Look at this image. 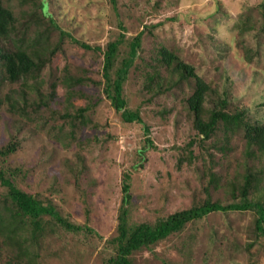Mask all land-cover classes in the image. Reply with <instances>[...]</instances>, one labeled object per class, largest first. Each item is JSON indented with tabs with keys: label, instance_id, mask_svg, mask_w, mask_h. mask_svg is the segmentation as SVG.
I'll use <instances>...</instances> for the list:
<instances>
[{
	"label": "rangeland",
	"instance_id": "rangeland-1",
	"mask_svg": "<svg viewBox=\"0 0 264 264\" xmlns=\"http://www.w3.org/2000/svg\"><path fill=\"white\" fill-rule=\"evenodd\" d=\"M40 1L0 0L19 19L0 48L27 49L40 65L12 81L0 53V151L16 147L0 154V169L78 229L49 216L35 229L0 181V264H110L127 175L130 226H157L208 199L241 203L246 187L248 200L264 203V151L248 144L245 126L264 123V0H117V9L111 0H45L60 29L35 17ZM141 32L123 94L153 145L135 168L146 135L106 95L104 53L122 40L114 78ZM198 79L209 85L205 122L217 110L241 119L220 118L205 136L189 104ZM258 218L256 209L211 212L134 250L131 264H264Z\"/></svg>",
	"mask_w": 264,
	"mask_h": 264
},
{
	"label": "trees",
	"instance_id": "trees-1",
	"mask_svg": "<svg viewBox=\"0 0 264 264\" xmlns=\"http://www.w3.org/2000/svg\"><path fill=\"white\" fill-rule=\"evenodd\" d=\"M113 7L117 9V0H111ZM39 11L35 14V17L39 22L42 20H47L54 27L59 28V25L53 18L52 14L49 12L48 3L42 0L38 4ZM19 19L16 17L14 11L4 6L0 3V40H11L12 34H15V28L17 21ZM63 36L68 33L61 29ZM142 34L143 32L136 35L130 42L129 56L125 58L121 65L117 67L115 71V77L112 78L111 71L115 66V60L117 57L119 45L122 40H113L107 44L106 51L104 53V76H105V92L106 95L111 99L112 105L116 110L120 111L124 121L132 123L139 122L143 124L144 133L146 135V146L142 147L139 151L140 159L139 163L135 168H143L146 161V150L148 147L153 145V140L151 138V130L149 126L144 122L141 117L140 111L132 110L127 107V100L124 97L123 89L124 83L128 77L129 71L134 65L136 58L139 56V52L142 44ZM69 36L76 42L88 46L86 43L79 41L72 35ZM13 46L12 50H6L0 48L1 58L3 64L6 67L7 77L16 81L22 76L30 74L33 70L39 68V63L34 59V56L22 47ZM163 55V60L168 65L175 63L177 71H179L183 76H196L195 69L187 64L186 62L180 60L179 56L175 53L167 50H161ZM37 56V54H36ZM186 74V75H184ZM153 77V76H150ZM209 88L208 83L203 80L198 79L197 88L193 95L189 98V104L196 115V126L203 132L205 136H208L210 132L214 130L215 124L221 119L229 120L232 116L233 120L241 119V113L237 115H229L224 111H214L209 121L205 122L201 118L202 104L206 99V90ZM246 138L250 146L257 145L258 149L264 151V123L250 124L246 123ZM12 147L7 150L0 151V154H8L12 151ZM16 148V147H14ZM12 176H8L6 171L0 169V181L8 186V194L12 202L17 207V213L23 216H28L36 229H43V219L45 216H49L50 222H56L57 224L64 226L65 228L78 227L72 225L66 221L61 214L56 210L55 206L49 203L43 202L38 199L33 194L26 192L23 189L17 187L16 183L12 180ZM130 176L127 175L124 183V198L121 207V212L119 215V225H118V253L115 257L110 259V264H131L129 255L137 249L144 246L151 245L165 237L170 233L180 230L182 226L191 220L201 218L214 211H226V210H246V209H256L259 213V218L256 221L257 230L264 235V203L261 201L248 200L247 187L244 189L243 194L245 200L243 202L232 203L229 205H223L218 201H213L211 199L206 200L203 204L199 206L192 207L188 210H182L180 212L174 213L168 217L167 220L162 221L157 226H150L146 224H140L137 226H130L128 218V208L127 204L130 200V186L128 180ZM249 183V181H248ZM249 185V184H248ZM48 222V223H50Z\"/></svg>",
	"mask_w": 264,
	"mask_h": 264
}]
</instances>
